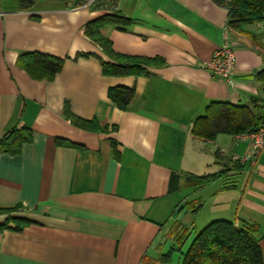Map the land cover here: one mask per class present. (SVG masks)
<instances>
[{
    "label": "crops",
    "instance_id": "0c3cea01",
    "mask_svg": "<svg viewBox=\"0 0 264 264\" xmlns=\"http://www.w3.org/2000/svg\"><path fill=\"white\" fill-rule=\"evenodd\" d=\"M117 11L131 23L100 34L117 55L156 61L143 75L104 74L109 59L84 27L107 11L72 0H0V139L14 127L32 131L19 155L0 152V226L29 221L0 232V264H146L171 249L174 222L193 230L184 252L218 220L256 225L264 264V153L233 168L229 158L247 155V142L191 134L214 104L264 117V20L234 32L212 0H118ZM224 27L234 87L204 67ZM30 53L62 60L60 71L32 77L18 63ZM118 86L134 91L123 110L108 96ZM68 115L95 120L100 131ZM212 175L204 187L188 181Z\"/></svg>",
    "mask_w": 264,
    "mask_h": 264
},
{
    "label": "trees",
    "instance_id": "16d2710c",
    "mask_svg": "<svg viewBox=\"0 0 264 264\" xmlns=\"http://www.w3.org/2000/svg\"><path fill=\"white\" fill-rule=\"evenodd\" d=\"M228 11L227 27L237 33H242L244 27L264 20V0H212ZM131 20L120 16V13H105L89 21L84 27V35L99 46L109 59L102 62L105 75L139 76L146 73V68L156 61L120 56L114 53L110 42L100 34V29L106 25H127ZM19 65L36 79L52 78L60 71L63 61L43 53H30L19 57ZM134 91L126 87H115L109 90L108 96L113 104L123 110L132 99ZM80 127L91 131H100L97 122L75 119L68 115ZM264 117L252 115L245 107L231 106L226 103L211 105L206 116L199 118L194 124L191 134L204 143H212L219 134L238 136L255 132L261 126ZM32 142V131L29 128L14 127L0 139V152L15 156L19 155L23 146ZM60 145H71L59 139ZM217 176H205L189 179V183L204 187L214 182ZM29 222V221H28ZM8 218L0 226V232L5 229H21V224L28 223ZM13 224L14 227H9ZM29 224V223H28ZM258 228L254 224L243 222L235 225L232 221L218 220L208 224L191 241L182 252L172 248L166 254L160 255L163 264L171 261L174 252L181 253L180 264H263L262 250L256 238ZM184 243V242H183ZM180 243V244H183ZM160 258V259H161Z\"/></svg>",
    "mask_w": 264,
    "mask_h": 264
},
{
    "label": "built area",
    "instance_id": "2783aa9c",
    "mask_svg": "<svg viewBox=\"0 0 264 264\" xmlns=\"http://www.w3.org/2000/svg\"><path fill=\"white\" fill-rule=\"evenodd\" d=\"M37 0H23L24 3H30ZM73 5L76 7H98L108 13L117 12L118 0H72ZM264 48V41H263ZM236 66V56L233 44L230 38V33L227 27L222 31V41L215 49L211 59L204 64V67L210 75L221 81L225 82L231 87H234V71ZM264 91V81H263ZM238 138L247 142L250 151L247 155L240 157L233 155L229 158V163L243 165L247 160L254 162L262 153H264V121L257 131L238 135Z\"/></svg>",
    "mask_w": 264,
    "mask_h": 264
},
{
    "label": "rangeland",
    "instance_id": "374dc122",
    "mask_svg": "<svg viewBox=\"0 0 264 264\" xmlns=\"http://www.w3.org/2000/svg\"><path fill=\"white\" fill-rule=\"evenodd\" d=\"M231 165L233 168H235L237 166L240 167V164H231ZM204 216L205 215H203L202 217H204ZM191 232H193V230L186 228L185 226H183L179 222H174L171 229H170V232L168 234V238L171 240V242L173 244L171 249L174 248L176 251L182 249V247H184L186 242L190 239ZM180 243H183V244H180ZM176 253H178V252H176ZM178 256H179L178 254H174V256L173 255L171 256V261H172L171 264H176V259L178 258ZM160 258L161 257H158L157 260H147L146 264H163L162 258L161 259Z\"/></svg>",
    "mask_w": 264,
    "mask_h": 264
}]
</instances>
